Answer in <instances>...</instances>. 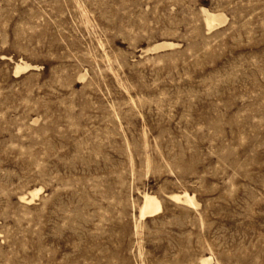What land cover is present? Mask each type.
Segmentation results:
<instances>
[{"label": "rangeland", "instance_id": "1", "mask_svg": "<svg viewBox=\"0 0 264 264\" xmlns=\"http://www.w3.org/2000/svg\"><path fill=\"white\" fill-rule=\"evenodd\" d=\"M207 257L264 264V0H0V264Z\"/></svg>", "mask_w": 264, "mask_h": 264}, {"label": "bare ground", "instance_id": "2", "mask_svg": "<svg viewBox=\"0 0 264 264\" xmlns=\"http://www.w3.org/2000/svg\"><path fill=\"white\" fill-rule=\"evenodd\" d=\"M203 18L208 31H212L215 27L224 24L227 22V17L224 13L221 12H212L207 9L202 10ZM176 44L173 43H160L157 44L152 50L153 51H161L167 50L169 48H174ZM29 65H17L16 74L28 69ZM42 188L33 189L31 192L32 199L29 202H32L35 197H38L41 194ZM170 199L177 203L182 204L188 207H196L198 203L196 202L195 196L190 195L188 192L183 193H174L170 195ZM22 200H26V198H22ZM162 210V202L160 199L152 194V193H144L142 196V202L139 206V217L141 221H145L148 218L154 217L160 213ZM139 220V221H140ZM201 264H212V258H202L200 260Z\"/></svg>", "mask_w": 264, "mask_h": 264}]
</instances>
